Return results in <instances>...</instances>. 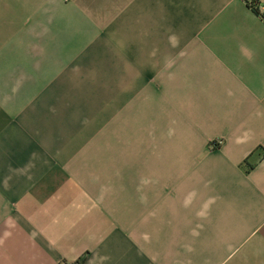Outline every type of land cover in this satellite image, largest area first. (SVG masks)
<instances>
[{
	"label": "crops",
	"instance_id": "1",
	"mask_svg": "<svg viewBox=\"0 0 264 264\" xmlns=\"http://www.w3.org/2000/svg\"><path fill=\"white\" fill-rule=\"evenodd\" d=\"M124 86H149V176ZM0 264H264L245 0H0Z\"/></svg>",
	"mask_w": 264,
	"mask_h": 264
},
{
	"label": "rangeland",
	"instance_id": "2",
	"mask_svg": "<svg viewBox=\"0 0 264 264\" xmlns=\"http://www.w3.org/2000/svg\"><path fill=\"white\" fill-rule=\"evenodd\" d=\"M127 74V80L130 81L132 84H135L134 80H130L133 78V75L130 71H126ZM123 92H126V94H129L132 92L134 95L137 96V99L139 100L140 106H143L144 108L140 110L142 114L137 119L138 126L142 127L139 128V132L137 134H123L121 136L120 141L122 143H127L130 146L132 150L126 151L128 155H132V158H137V170L138 174L142 173L143 175L149 176V86H143V87H134V86H124L121 88ZM136 90V92H135ZM139 95V96H138ZM140 99L142 102L140 103ZM128 105L127 100H123L121 103V106ZM130 106L133 105V103L129 104ZM131 126V124L129 125ZM145 130L147 132L145 133ZM149 181V178H148Z\"/></svg>",
	"mask_w": 264,
	"mask_h": 264
},
{
	"label": "trees",
	"instance_id": "3",
	"mask_svg": "<svg viewBox=\"0 0 264 264\" xmlns=\"http://www.w3.org/2000/svg\"><path fill=\"white\" fill-rule=\"evenodd\" d=\"M249 8L264 20V14L260 13V6L264 5V0H253L251 4H247Z\"/></svg>",
	"mask_w": 264,
	"mask_h": 264
},
{
	"label": "built area",
	"instance_id": "4",
	"mask_svg": "<svg viewBox=\"0 0 264 264\" xmlns=\"http://www.w3.org/2000/svg\"><path fill=\"white\" fill-rule=\"evenodd\" d=\"M252 1L253 0H245V2L247 3V4H251L252 3ZM260 13L261 14H264V5H262V6H260Z\"/></svg>",
	"mask_w": 264,
	"mask_h": 264
},
{
	"label": "clouds",
	"instance_id": "5",
	"mask_svg": "<svg viewBox=\"0 0 264 264\" xmlns=\"http://www.w3.org/2000/svg\"><path fill=\"white\" fill-rule=\"evenodd\" d=\"M170 39H173V40H174L175 38H174V37H172V38H170Z\"/></svg>",
	"mask_w": 264,
	"mask_h": 264
}]
</instances>
